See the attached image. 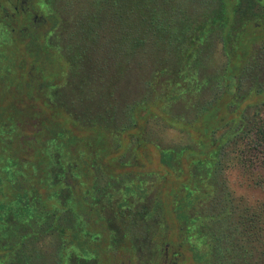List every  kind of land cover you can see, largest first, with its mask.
<instances>
[{"label": "trees", "instance_id": "obj_1", "mask_svg": "<svg viewBox=\"0 0 264 264\" xmlns=\"http://www.w3.org/2000/svg\"><path fill=\"white\" fill-rule=\"evenodd\" d=\"M5 1L0 264H264V0Z\"/></svg>", "mask_w": 264, "mask_h": 264}, {"label": "rangeland", "instance_id": "obj_2", "mask_svg": "<svg viewBox=\"0 0 264 264\" xmlns=\"http://www.w3.org/2000/svg\"><path fill=\"white\" fill-rule=\"evenodd\" d=\"M3 1L6 2L5 0H1L0 2L4 5L8 6V4L4 3ZM14 1L15 0H10V3L14 2ZM55 3L58 4L57 7H60V10H61V7H62L61 3L60 2H55ZM21 4L23 6H28V9L31 8L29 3L28 4L26 3V0H22ZM5 8H6V6H5ZM36 15L40 16L39 12H36ZM67 16H68L67 13L61 12V17L67 18ZM262 32H264V28H263V30H261V33ZM262 34H264V33H262ZM6 37H8V31L5 28L0 26V41L2 39H5ZM260 45H261V43H260ZM260 45L258 43H256V45H254V50L257 49L258 47H260ZM223 61H224V57L222 56V52L219 50V47L215 44V47L213 48V52H212L213 66L217 67V66L221 65ZM127 80H129L128 83H126ZM130 81H132L131 76L129 77V79H128V76L125 77L123 80L122 88H126V86L130 83ZM149 127H154V126H152V124H150ZM156 128H160V127H156ZM6 131H8V130H6ZM157 132H159V129L156 131L155 136L160 137L162 143H171V142L178 143V144L185 143V138L183 137V135L179 134L177 131L166 130V131H161L159 133H157ZM232 180L235 181L236 178L232 179ZM241 192H243V191H237V193H241ZM249 193H250L249 194L250 197L253 199H262L264 197V191L254 190V191H249ZM17 219H19V218H15V220H17ZM24 219L27 220L26 218H24ZM3 221H5V219ZM4 237L6 238L7 243H10V242L12 243L16 240L15 237L12 238L10 235H4ZM32 245H35V248L38 250L36 252V254L38 255L37 260H35L36 264H59V259L54 255L53 248H52L48 239L36 241ZM123 261H125V260H122V262ZM71 263H72V260L70 261V264ZM79 263L84 264V263H81V261H79ZM110 263L111 262L107 261V259L103 260V264H110ZM76 264H78V263H76ZM88 264H95V263L89 262Z\"/></svg>", "mask_w": 264, "mask_h": 264}]
</instances>
